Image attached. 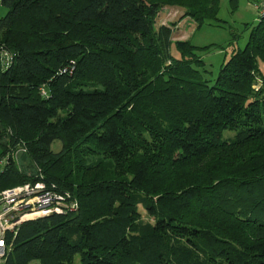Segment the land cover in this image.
Wrapping results in <instances>:
<instances>
[{"label":"trees","instance_id":"1","mask_svg":"<svg viewBox=\"0 0 264 264\" xmlns=\"http://www.w3.org/2000/svg\"><path fill=\"white\" fill-rule=\"evenodd\" d=\"M0 3V155L25 144L78 202L22 223L2 264H264V14L211 81L207 46L154 22L178 6L200 26L219 0ZM37 179L10 158L0 190Z\"/></svg>","mask_w":264,"mask_h":264},{"label":"rangeland","instance_id":"2","mask_svg":"<svg viewBox=\"0 0 264 264\" xmlns=\"http://www.w3.org/2000/svg\"><path fill=\"white\" fill-rule=\"evenodd\" d=\"M258 4V0H219V9L214 19L207 20L198 26L194 21L190 24L182 23L184 18L179 12L172 16L170 21L164 19L167 17V11L164 7L158 12L154 26L157 28L160 25H169L175 23L172 27L171 40H186L197 47H206L205 49H199L197 54L205 62V77L211 81L217 76L220 65L229 57L233 50L241 49L245 46L249 30L251 26L256 24L260 17L259 10L255 7ZM174 7V6H168ZM178 7V6H175ZM0 17L4 16L7 12V8L0 3ZM184 12V9H183ZM190 19V18H189ZM165 24H160V23ZM188 36V38H187ZM174 54H177L175 49H172ZM259 67L264 74V64L259 63ZM261 84V80L257 78L255 88L258 89ZM61 114H63L61 112ZM233 134L232 131L224 130L222 138H226ZM22 148L18 149L17 148ZM61 148V142L55 140L51 144L53 151H58ZM27 148L25 144H20L16 148L9 147L3 154H8L12 157L14 165L21 172H25L28 176H32L41 170L35 165V163L27 157ZM138 211L140 213V220L142 222L151 221L152 218L148 216L146 210L139 205ZM76 264L78 262V256L75 257ZM29 264H38L37 260H32Z\"/></svg>","mask_w":264,"mask_h":264},{"label":"built area","instance_id":"3","mask_svg":"<svg viewBox=\"0 0 264 264\" xmlns=\"http://www.w3.org/2000/svg\"><path fill=\"white\" fill-rule=\"evenodd\" d=\"M255 7L260 16L264 14V0H258ZM14 57V52L0 45V71L7 70ZM39 92L41 96L47 97L44 85L39 88ZM10 158L12 159L8 154L0 156V172L4 170ZM35 175L39 179L0 190V264L12 250L13 239L22 223L52 214L66 215L78 208L76 198L69 191L59 190L48 184L43 180L41 172Z\"/></svg>","mask_w":264,"mask_h":264},{"label":"crops","instance_id":"4","mask_svg":"<svg viewBox=\"0 0 264 264\" xmlns=\"http://www.w3.org/2000/svg\"><path fill=\"white\" fill-rule=\"evenodd\" d=\"M164 9L167 11V14L166 15H168L167 17L165 16V20H166V18H167V20L166 21H170V19L168 18V17H172V16H174V15H176L178 12H179V10L178 9H181V8H179V7H168V6H165L164 7ZM2 10L0 11V14H2ZM181 15L183 14V9H181L180 10V12H179ZM181 22L182 23H188V24H190L191 22H192V20L191 19H189L188 17H184V18H182V20H181ZM160 24H165V23H160ZM166 25V24H165ZM187 38H188V36H187ZM1 156V155H0Z\"/></svg>","mask_w":264,"mask_h":264}]
</instances>
